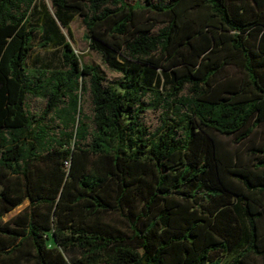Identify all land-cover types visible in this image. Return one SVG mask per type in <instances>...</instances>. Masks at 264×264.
I'll return each instance as SVG.
<instances>
[{
  "label": "trees",
  "instance_id": "1",
  "mask_svg": "<svg viewBox=\"0 0 264 264\" xmlns=\"http://www.w3.org/2000/svg\"><path fill=\"white\" fill-rule=\"evenodd\" d=\"M50 4L0 0V264H264V0Z\"/></svg>",
  "mask_w": 264,
  "mask_h": 264
},
{
  "label": "rangeland",
  "instance_id": "2",
  "mask_svg": "<svg viewBox=\"0 0 264 264\" xmlns=\"http://www.w3.org/2000/svg\"><path fill=\"white\" fill-rule=\"evenodd\" d=\"M127 1L130 3H133L135 0H127ZM164 1H167V0H164ZM41 2H43L48 7V10L53 15L50 0H41ZM59 26H60L61 32L64 34L66 40L71 43V45L73 46L75 51L77 53L84 54V60L94 61L96 63H101L99 56L95 52H92L88 49L87 41L84 38V31H85L84 25L81 22L79 17L76 16L73 19V21H71V23H70V34L66 28L62 27L61 25H59ZM55 54H56V51L54 48L40 46L39 45V38H38V36H35L34 47H33L31 54L28 58V63L34 64V62L36 61L35 59L40 60V61L41 60L54 61L55 60ZM107 75L109 77L114 76L113 72H110L108 70H107ZM27 103H28V107H29L30 111L33 113L39 112L44 106V101H42L41 99L33 98V97H30L27 100ZM82 103H83L82 104L83 114L90 116L91 115L90 103H89V99L87 98V96H85L83 98ZM160 116H161V110L149 109L143 114L142 119H143L144 123L148 126V128L150 130L154 131L160 125ZM28 203H29V201L27 199L24 200L23 203H21L20 205L15 207L13 210H11L7 214H5L4 219L11 218L13 215H15L17 212H19L22 208H24ZM49 242L51 244H53L51 239L49 240ZM227 260H228V258H223L222 262L220 264H226Z\"/></svg>",
  "mask_w": 264,
  "mask_h": 264
}]
</instances>
